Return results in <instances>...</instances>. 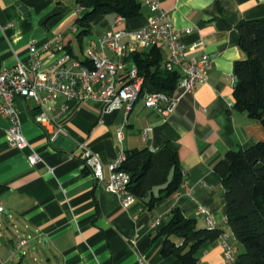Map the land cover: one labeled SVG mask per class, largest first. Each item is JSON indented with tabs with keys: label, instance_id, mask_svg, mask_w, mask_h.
<instances>
[{
	"label": "crops",
	"instance_id": "obj_1",
	"mask_svg": "<svg viewBox=\"0 0 264 264\" xmlns=\"http://www.w3.org/2000/svg\"><path fill=\"white\" fill-rule=\"evenodd\" d=\"M75 1L0 0V65L27 61L31 43L41 46L58 34L65 35L70 51L82 59L89 41L118 28L116 16L99 18L81 49L73 32L79 14ZM158 2L177 28L191 30L181 42L198 47L188 50L186 59L210 56L207 82L165 118L141 99L128 116L124 109L105 114L96 102L59 98L40 107L33 100L16 99L23 134L42 161L32 166L30 150L9 145V122L0 115V202L5 208L0 213L1 264H181L162 256L163 238L157 237L175 208L196 218L199 228L222 232L200 248L199 264H228L225 243L236 248L237 255L243 252L227 223L225 189L215 164L230 151L264 142L262 123L236 109L233 97L234 64L246 57L237 26L263 19L264 0ZM150 17L144 7L140 17L122 26L138 30ZM43 112L53 118L50 129L34 120ZM122 126L120 142L117 132ZM56 130L61 132L51 139ZM166 143L176 150L186 176L178 193L151 209L150 197L123 208L118 196L89 174L82 159L85 151L97 156L107 181L121 153L143 148L155 152ZM153 196H158L157 189ZM201 207L208 210L212 226L197 216Z\"/></svg>",
	"mask_w": 264,
	"mask_h": 264
},
{
	"label": "built area",
	"instance_id": "obj_2",
	"mask_svg": "<svg viewBox=\"0 0 264 264\" xmlns=\"http://www.w3.org/2000/svg\"><path fill=\"white\" fill-rule=\"evenodd\" d=\"M140 1L151 13L147 25L138 30H129L122 26L126 19L117 17L118 28L89 41L83 50L82 59L75 57L69 50L65 35L58 34L41 46L31 43L27 61L11 67L0 65V115L9 122L7 140L13 148L30 150V165L34 166L42 159L23 134L15 107L16 99L33 100L40 107L54 103L59 98L80 103L96 102L103 106L105 114L124 109L127 116L133 104L141 99L146 108L154 109L165 118L174 113L181 100L191 95L199 84L207 82L212 62L210 56L203 54L200 58L186 59L188 50L195 51L198 47L193 45L187 48L181 42L183 34L191 30L177 28L170 13L160 7L158 0ZM81 11L79 9L78 13ZM73 32L76 33L75 27ZM152 48L162 50L160 69L176 71L180 76L173 94L153 92L142 95L144 78L137 66L127 59L133 53ZM34 120L46 129L52 127L53 118L45 112ZM123 129L122 126L117 132L120 142L124 139ZM60 132L56 130L51 139ZM82 159L89 174L104 182L105 190L117 195L123 208H129L137 201L129 190L131 177L121 168L126 153H121L112 163L107 181L103 175V164L97 156L85 151ZM182 176L183 179L186 176L183 171ZM4 212L5 208L0 202V213ZM197 216H204L212 226L207 209L199 208ZM224 249L228 264H235L238 256L236 248L225 243Z\"/></svg>",
	"mask_w": 264,
	"mask_h": 264
},
{
	"label": "trees",
	"instance_id": "obj_3",
	"mask_svg": "<svg viewBox=\"0 0 264 264\" xmlns=\"http://www.w3.org/2000/svg\"><path fill=\"white\" fill-rule=\"evenodd\" d=\"M75 3L82 10L74 24L81 49L99 18L114 15L133 20L142 15L145 7L140 0H76ZM237 30L239 47L246 57L234 64V76L238 80L233 91L235 108L264 126V18L242 21ZM127 60L137 66L144 78L142 95L175 92L180 76L176 71L160 69L161 49L133 53ZM121 168L131 177V193L139 200L150 197L147 203L150 209L158 201L175 195L183 182L177 152L170 143L155 152L148 148L126 152ZM215 170L222 177L225 189L227 223L243 246L235 264H264V142L247 150L228 152L215 164ZM221 234L220 230L199 228L196 218L186 217L181 209L175 208L157 237L163 238V257H174L181 264H199L200 248Z\"/></svg>",
	"mask_w": 264,
	"mask_h": 264
},
{
	"label": "rangeland",
	"instance_id": "obj_4",
	"mask_svg": "<svg viewBox=\"0 0 264 264\" xmlns=\"http://www.w3.org/2000/svg\"><path fill=\"white\" fill-rule=\"evenodd\" d=\"M110 18H112V17H110ZM75 46V45H74ZM75 48H76V46H75ZM82 57V56H81ZM38 258V257H37ZM39 259V258H38ZM38 264H41L39 261H38Z\"/></svg>",
	"mask_w": 264,
	"mask_h": 264
},
{
	"label": "water",
	"instance_id": "obj_5",
	"mask_svg": "<svg viewBox=\"0 0 264 264\" xmlns=\"http://www.w3.org/2000/svg\"><path fill=\"white\" fill-rule=\"evenodd\" d=\"M238 82V80L235 78V84Z\"/></svg>",
	"mask_w": 264,
	"mask_h": 264
}]
</instances>
